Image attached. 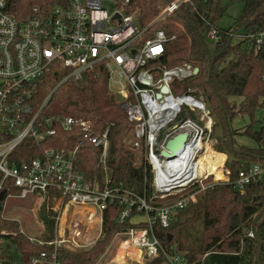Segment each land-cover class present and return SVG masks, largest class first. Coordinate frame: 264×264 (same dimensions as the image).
Segmentation results:
<instances>
[{"label":"built area","instance_id":"2783aa9c","mask_svg":"<svg viewBox=\"0 0 264 264\" xmlns=\"http://www.w3.org/2000/svg\"><path fill=\"white\" fill-rule=\"evenodd\" d=\"M24 1L0 0V193L5 191L2 217H6L8 198L32 195L34 200L47 202L48 209L56 213L55 237L44 241L28 235L32 241L56 248L64 244L90 248L102 236L108 205L118 201L124 205L120 221L136 209L139 214L133 222L145 223L118 233L129 235L128 240L141 249L144 258H154L162 251L166 264H187L183 252L176 247L163 248L155 226H170L180 209L196 201L202 191L216 182H206L213 174L205 176L197 169V160L208 146L215 148L214 117L194 89L174 90V82L194 75V68L159 62L166 43L175 35L152 25L188 0H174L148 26L139 24L137 10L128 11L132 0H37L28 8L21 7ZM224 33L213 28L206 37L216 42ZM234 40L254 42L258 50L264 42V31L234 34ZM98 66L108 70L109 89L119 97L121 108L133 124L128 144L134 150L145 151L151 191L143 195L122 185H110L107 129L91 137L94 145L101 148L100 181L88 179L76 168L77 147L46 148L40 156L21 163L9 160L24 140L40 142L55 134L57 126L76 127L83 133L92 131L90 120L69 115L40 116L47 100L35 111L32 99L38 80L52 70L62 74L59 84L69 80L78 83ZM223 171L227 175L225 181H231L230 171L225 166ZM7 178L18 193H7L3 188ZM261 179L264 164L253 163L239 171L233 184L243 191L247 184ZM20 230L25 233L22 227ZM10 232H0V249L6 243L4 235ZM247 235L253 237L255 233L251 230ZM32 263L60 264L57 249L33 256Z\"/></svg>","mask_w":264,"mask_h":264},{"label":"trees","instance_id":"16d2710c","mask_svg":"<svg viewBox=\"0 0 264 264\" xmlns=\"http://www.w3.org/2000/svg\"><path fill=\"white\" fill-rule=\"evenodd\" d=\"M173 1L132 0L128 11L137 10L139 24L148 26ZM235 1L243 3L241 14L232 26L220 27L219 19ZM36 2L25 0L21 7L28 8ZM152 26L162 27L168 35H175L165 45V53L159 59L161 64H186L199 68L194 75L174 82V90L182 92L194 89L195 94L206 101L213 117H216L213 128L218 120L223 126L222 133L214 137L216 142L213 141V146L216 149L213 151L208 147L209 156L212 155L218 164L222 159V171L216 178L220 181L214 182L199 194L196 201L180 209L170 226L162 227L157 223L156 235L164 249L176 247L181 252L185 251L187 263L257 264L258 231L263 247L260 264H264V179L247 184L243 191L233 184L241 169H248L253 163L264 164V122L258 129H254L255 112L264 106V42L257 50L254 42L234 41V34L264 31V0H228L227 4L224 0H188L182 2L163 21ZM213 28L225 31L216 42H210L206 37ZM61 76L59 71L52 70L38 80L37 91L32 99L35 111H39L47 100L40 116L69 115L90 120L92 131L83 133L76 127L64 129L57 126L55 134L40 142L28 138L20 143L10 154V162L28 161L40 156L46 148L71 150L77 147L76 168L88 179L100 181L98 165L101 148L94 145L91 137L107 129L110 138L108 165L112 169L110 185H122L141 195L150 192L148 165H136L134 152L125 144L133 124L127 119L116 95L109 89L108 70L98 66L78 83L69 80L59 84ZM232 96L242 98L238 105L240 111H235V105L230 104ZM239 113L251 116L252 124L243 132L257 141V147L234 145L232 148V130L228 120ZM223 166L230 170L231 181H222L227 179ZM2 179L3 174L0 173V182ZM3 188L7 193H18L10 178L5 179ZM2 203L3 199H0V232L12 230L4 235L6 243L0 249V261L4 264H33V256L44 251L52 253L55 249L60 264H95L113 235L135 225H145L143 222H133V218L139 214L136 209L120 221L124 205L115 201L104 212L103 234L95 245L77 248L64 244L56 248L54 245L32 241L21 232L18 220L2 217ZM54 214L45 208L39 212L40 220L46 228L44 241L55 237ZM251 230L255 233L253 237L247 235ZM203 252L207 254L200 259ZM149 264H166L164 253L161 251Z\"/></svg>","mask_w":264,"mask_h":264},{"label":"rangeland","instance_id":"374dc122","mask_svg":"<svg viewBox=\"0 0 264 264\" xmlns=\"http://www.w3.org/2000/svg\"><path fill=\"white\" fill-rule=\"evenodd\" d=\"M224 3L227 4L228 0H224ZM242 9H243V3L241 1L233 2L227 7L225 14L219 19L218 25L222 28H228L232 26L236 18L241 14ZM234 41L236 42V40ZM229 100H230V104L235 105V108H236L235 111L236 110L240 111V107L238 105L241 102L242 98L237 97V96H232ZM214 118H216L215 115H214ZM255 119H256V122L254 124V129H258L261 126L262 121L264 122V106L256 110ZM251 124H252V118L248 113H239L235 115L234 117H231L228 120L229 128L232 130V141L236 147H242V146L257 147L258 146L257 141L251 135L245 134L243 132L244 129H246V127H248ZM222 127H223L222 124H219V120H218V124L216 125V127L213 128V138L217 137V135H220L222 133V129H223ZM213 141L216 142L215 138ZM125 144L134 152L135 157H136V165H141L142 163H145L146 160H145L144 149L142 148L136 149V150L132 149L130 145L128 144V137L125 140ZM207 156L209 157L211 162L213 161L212 163H213V171H214L218 163L215 161V159L212 156H209V154ZM197 166H198V163H197ZM220 172L221 170H218L217 173L219 175L214 176L216 174H213V176H211L208 180H206V182H210L214 180L220 181V180H216V178L220 176ZM222 181H225V180H222ZM164 201L165 200H158V202H164ZM6 207L7 208H6L5 216L9 218H13V219H18L20 226L23 228L24 232L27 235L39 238L41 240L45 239L46 228L43 222L40 220L39 212L43 208H45L46 211H50L48 209L47 202H42L40 200H34L32 195H30L27 198H20V197L8 198ZM136 219L137 217H134V220ZM138 219L144 220L145 217H139ZM96 234L97 232L95 231L93 234L94 237L96 236ZM128 238H129V235L127 234L113 235L111 241L106 247L105 252L102 254L101 257H99V259L96 260L95 264H134V263H137L136 261L132 262L131 255L129 253V252H133L134 247H135L131 243H130V246L132 247V250L126 253L125 258L122 255L117 256L118 252L121 249V245L123 244L125 240H128ZM184 253L185 251L183 252V254ZM204 254H205L204 252L200 254L199 258L201 259V257L204 256ZM116 256H117V260H116ZM151 259L152 258H144L141 254V258H140L141 263L149 264V261ZM187 264H193V262H190Z\"/></svg>","mask_w":264,"mask_h":264},{"label":"bare ground","instance_id":"6f19581e","mask_svg":"<svg viewBox=\"0 0 264 264\" xmlns=\"http://www.w3.org/2000/svg\"><path fill=\"white\" fill-rule=\"evenodd\" d=\"M211 150H215L213 147H210V146H208ZM209 153H208V149L206 150V152L203 154V155H201L200 157H199V159L197 160V163H198V166H197V169L199 170V168H200V173L202 174V175H208V174H211V172L213 171V163L211 162V160L209 159V157L207 156ZM212 156V155H211ZM213 157V156H212ZM224 163V162H223ZM222 163V164H223ZM221 164V162L216 166V168H215V170L212 172V174H216V175H214V176H217V175H219L218 173H217V171H218V167H219V169H220V165ZM200 165V166H199ZM212 167V168H211ZM211 168V169H210ZM210 169V170H209ZM221 170V169H220ZM222 171V170H221ZM63 221H64V219H63ZM130 250H132V247L130 246V241L129 240H125L124 242H123V244L121 245V249H120V251L118 252V254H117V256L119 255V256H123L124 258H125V256H126V253L128 252V251H130ZM130 253V255H131V258H132V262H134V261H136L138 264H143V263H141V261H140V258H141V249L139 248V247H134V250H133V252H129ZM134 255V256H133ZM117 256H116V260H117Z\"/></svg>","mask_w":264,"mask_h":264},{"label":"water","instance_id":"95a60500","mask_svg":"<svg viewBox=\"0 0 264 264\" xmlns=\"http://www.w3.org/2000/svg\"><path fill=\"white\" fill-rule=\"evenodd\" d=\"M198 70H199L198 67H195V68H194V72H195V73H197ZM164 89H165V90H168L167 87H165ZM230 135H231V134H230ZM231 146H232V148H234V144H233V141H232V140H231ZM4 194H5V191H4V190L1 191V193H0V199H3ZM259 216H260V215H258V218H259ZM255 222H256V221H255ZM253 228L255 229L256 226L254 225ZM124 230H126V229H124ZM256 239H257V244H258V258H257V264H260L263 247H262V243H261V239H260V236H259V232H258V231H256Z\"/></svg>","mask_w":264,"mask_h":264},{"label":"crops","instance_id":"0c3cea01","mask_svg":"<svg viewBox=\"0 0 264 264\" xmlns=\"http://www.w3.org/2000/svg\"><path fill=\"white\" fill-rule=\"evenodd\" d=\"M220 161H221V159H220ZM222 162V161H221ZM137 217V216H136Z\"/></svg>","mask_w":264,"mask_h":264}]
</instances>
